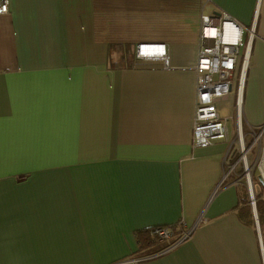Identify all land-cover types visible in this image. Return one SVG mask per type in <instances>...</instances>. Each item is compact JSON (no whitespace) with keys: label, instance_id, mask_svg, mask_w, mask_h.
Returning <instances> with one entry per match:
<instances>
[{"label":"crops","instance_id":"obj_1","mask_svg":"<svg viewBox=\"0 0 264 264\" xmlns=\"http://www.w3.org/2000/svg\"><path fill=\"white\" fill-rule=\"evenodd\" d=\"M180 2L8 0L0 264H112L138 251L136 230L171 224L188 236L140 264H264L242 167L228 172L236 76L216 101L227 138L192 146L199 17L223 12L253 23L239 122L248 143L261 129L254 156L264 147V0ZM139 42L163 43L168 66L113 64Z\"/></svg>","mask_w":264,"mask_h":264},{"label":"built area","instance_id":"obj_2","mask_svg":"<svg viewBox=\"0 0 264 264\" xmlns=\"http://www.w3.org/2000/svg\"><path fill=\"white\" fill-rule=\"evenodd\" d=\"M7 10L8 0H0V14L7 12ZM226 24L231 25V28L226 30ZM209 30L212 31L209 32ZM244 30L247 31L246 40L243 39ZM253 32V23L249 27H244L237 20L223 12L200 15L197 61L195 64L197 75L192 146L201 147L211 144L214 140L227 138L225 119L218 114L216 101L230 91L232 79L236 76L237 132L235 144L238 152L236 161L228 164V172H234L237 163L242 167L241 175L248 189L249 203L254 212L258 245L262 262H264V220L260 222L255 212L256 199L253 193L252 178V170L256 166L261 182L264 184V147H259V152L256 154L253 164L250 165L248 158L249 151L259 143L261 129L252 133L251 140L247 144L239 122L242 87ZM241 48H243L242 53H240ZM135 55L137 58L142 59H158L162 61L164 66H168V58L163 43L139 42L135 47ZM150 234L164 240L169 239L173 232L168 226L154 225ZM188 234L189 231H183L176 241L156 254L145 257L124 258L112 264H140L143 259L152 258L172 249L184 240Z\"/></svg>","mask_w":264,"mask_h":264},{"label":"trees","instance_id":"obj_3","mask_svg":"<svg viewBox=\"0 0 264 264\" xmlns=\"http://www.w3.org/2000/svg\"><path fill=\"white\" fill-rule=\"evenodd\" d=\"M134 62V51H131L130 49H121L117 60L114 61L113 64L118 66H130L133 65ZM262 192H264V189H262ZM258 194V197H256V210L258 218L261 220L264 218V198H261V193ZM245 201L247 202V198H245ZM247 208H249V205L242 207L240 215L245 216L247 213L243 212V210ZM153 226H148L135 231V237L138 241L139 247L138 251L133 253L131 257H145L156 254L176 241L183 232V229L179 224L163 225L170 227L172 229L173 235L169 239L161 240L158 237L150 234L151 228ZM154 257H156V255Z\"/></svg>","mask_w":264,"mask_h":264},{"label":"rangeland","instance_id":"obj_4","mask_svg":"<svg viewBox=\"0 0 264 264\" xmlns=\"http://www.w3.org/2000/svg\"><path fill=\"white\" fill-rule=\"evenodd\" d=\"M180 3H181L180 4V6H181L180 9L182 11L183 10H188L189 8L194 9L195 6H196L197 10L199 11V5H200L199 4V0H181ZM188 21L192 22V19L188 20ZM181 22L183 24L186 21L183 18H181ZM243 39L246 40V31L245 30H244V33H243ZM242 51H243V48L240 49V53H242ZM247 144H248V142H247ZM254 147L248 153V158H249L250 165L253 164L254 159H255L254 154L256 153L257 149H256V146H254ZM252 178H253V188H254L253 189V193H254L255 199H256V197H258V195H259L258 193H261V198H264V192H262V189H264V185H262L261 181L259 180V174H258V170H257L256 166H254V168L252 170ZM243 181L245 182L244 179H243ZM245 188L247 189L246 184H245ZM246 192H247V198H248V201H249L248 189H247Z\"/></svg>","mask_w":264,"mask_h":264},{"label":"bare ground","instance_id":"obj_5","mask_svg":"<svg viewBox=\"0 0 264 264\" xmlns=\"http://www.w3.org/2000/svg\"><path fill=\"white\" fill-rule=\"evenodd\" d=\"M225 28H226V30H228V29H230L231 28V25H229V24H226L225 25ZM212 30H209V32H211ZM207 33H208V30H207Z\"/></svg>","mask_w":264,"mask_h":264},{"label":"clouds","instance_id":"obj_6","mask_svg":"<svg viewBox=\"0 0 264 264\" xmlns=\"http://www.w3.org/2000/svg\"><path fill=\"white\" fill-rule=\"evenodd\" d=\"M262 183V182H261ZM262 185H264V184H262ZM254 189V188H253ZM255 204H256V202H255ZM255 212H256V206H255Z\"/></svg>","mask_w":264,"mask_h":264},{"label":"water","instance_id":"obj_7","mask_svg":"<svg viewBox=\"0 0 264 264\" xmlns=\"http://www.w3.org/2000/svg\"><path fill=\"white\" fill-rule=\"evenodd\" d=\"M259 180L261 181V178H260V176H259Z\"/></svg>","mask_w":264,"mask_h":264}]
</instances>
